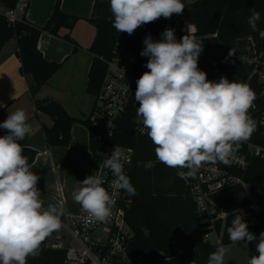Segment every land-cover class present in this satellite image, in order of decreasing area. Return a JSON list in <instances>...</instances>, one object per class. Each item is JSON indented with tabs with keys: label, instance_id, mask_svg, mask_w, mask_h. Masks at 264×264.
I'll use <instances>...</instances> for the list:
<instances>
[{
	"label": "clouds",
	"instance_id": "clouds-1",
	"mask_svg": "<svg viewBox=\"0 0 264 264\" xmlns=\"http://www.w3.org/2000/svg\"><path fill=\"white\" fill-rule=\"evenodd\" d=\"M109 7L113 27L129 35L144 24L182 15L185 10L182 0H109ZM250 12L249 27L264 39V30L257 26L261 13L255 8ZM160 35L159 41L147 35L140 52L148 58L144 66L149 71L136 81L135 123L140 125L139 132L147 134L156 146L160 162L181 169L177 172L181 179L195 176L203 164L229 165L257 126L249 114L255 93L248 85L226 77L209 81L207 73L198 68L203 43L195 37L184 35L178 41L172 28H165ZM233 54L229 52V56ZM0 128L7 130L0 136V264H27L29 257H39L45 239L61 229L63 208L44 207L37 188L40 177L23 155L21 141L32 131L25 110L9 114ZM126 163L128 156L115 146L99 165L113 177L112 194L103 187L105 179L100 174L87 176L73 192L74 201L96 221L104 222L111 216L116 191L136 195L124 171ZM153 166L152 162L144 164L146 169ZM243 215L239 211L227 227L228 239L245 246L255 241L257 255L247 264H264V231L259 237L250 232ZM228 252L227 246L218 245L207 264H225Z\"/></svg>",
	"mask_w": 264,
	"mask_h": 264
},
{
	"label": "trees",
	"instance_id": "trees-1",
	"mask_svg": "<svg viewBox=\"0 0 264 264\" xmlns=\"http://www.w3.org/2000/svg\"><path fill=\"white\" fill-rule=\"evenodd\" d=\"M7 7H14L17 0H0ZM61 0H56L53 10L42 27L32 26L23 17L14 23L0 14V48L10 39L17 42L16 55L20 60V73L25 77L29 92L34 99L37 114L42 111L53 119L51 127L42 126L48 147H56V155L68 145L70 128L74 122L81 121L89 131L90 149L96 153V148L103 142L99 129L92 126L88 119L78 120L70 116L61 104L52 99H36L38 89L46 84L58 70L60 63L46 60L37 47L42 30L56 32L60 27L71 29L77 17L64 13L60 9ZM182 15L173 14L170 19H182L195 26L194 36L203 43V51L199 56L200 70L207 77L217 82L221 77L229 81L244 82L252 72L253 65L238 60L248 38L256 43L258 50H264V39L258 32L252 31L248 25L250 9L255 8L261 13L258 29L264 30V0H195L184 3ZM95 28V36L89 47L94 54L91 62L86 90L95 95L101 85L106 69L102 60L112 54L113 46L118 38L124 45L137 55L136 75L138 78L149 71L144 65L147 57L140 55L144 48V38L151 34L156 41L162 39L161 33L166 28V18L144 24L138 27L132 35L119 33L112 25V13L109 0H95L92 15L87 18ZM216 32V36H211ZM234 54L229 56V52ZM249 88L255 93L256 128L250 136L251 142L264 145L261 137L259 119L264 109V99L260 96V85L257 75L249 78ZM138 106L130 105L118 121L115 135L109 140L120 145L134 148L132 165L126 174L130 177L136 189V195L131 205L126 209V221L134 233L132 248L136 253L151 256L148 264H207L208 256L218 245L203 241L198 226V216L195 204L191 199L184 180L177 175V168H171L160 162L155 155V145L148 136H136L133 126ZM247 152V145L242 143L239 150ZM23 155L31 163L35 151L23 148ZM248 155V154H247ZM57 157V156H56ZM152 162V168L146 169L144 164ZM231 171L247 183L252 197H264V159L249 156L245 169L232 168ZM219 201L227 213L222 225V240L220 244H232L228 239L227 227L233 218L242 210L243 218L250 232L257 237L264 231V210L254 214L250 208L251 199L246 195L241 185H234L220 190L212 195ZM222 221L216 226L221 228ZM175 240V244L172 241ZM256 242L248 245L249 259L257 255ZM65 252L52 249L41 244L39 257L27 259V264H63Z\"/></svg>",
	"mask_w": 264,
	"mask_h": 264
},
{
	"label": "built area",
	"instance_id": "built-area-1",
	"mask_svg": "<svg viewBox=\"0 0 264 264\" xmlns=\"http://www.w3.org/2000/svg\"><path fill=\"white\" fill-rule=\"evenodd\" d=\"M194 1L182 0L183 3ZM27 6V0H18L14 7H7L0 1V14L4 15L10 23H14L24 17ZM166 28L175 30L178 41L184 35L195 37V26L186 20L166 19ZM216 34L214 32L211 36H216ZM102 60L106 64V69L101 85L94 95L93 107L87 119L92 126L99 129V136L103 143L96 148V153L92 152L86 177L92 174L102 175L105 179L103 187L112 194L113 177L106 169H100L99 165L111 154L115 146H119L129 158V163H126L124 167L125 174L132 165L134 148L109 142V140L115 135L118 121L127 108L130 105L138 106L134 97L138 80L135 70L137 55L124 45L122 38H118L111 56ZM238 60L253 65L249 77L241 83L249 86V78L252 74H256L260 85V96L264 99V50H258L252 38H248ZM207 79L217 82L211 77ZM255 110L256 103L253 101L249 114L257 121ZM259 125L261 126V137L264 138V109L260 114ZM139 127L140 125L134 123V134L147 136L139 132ZM242 143L247 145L249 156L264 159V145L253 143L250 138ZM247 154L237 151L231 157L229 165L203 164L196 171L195 176L184 179L189 195L195 204L199 230L205 242L220 245L222 225L227 215L220 202L212 198L214 193L239 184L251 199L252 212L256 214L264 210V205H262L264 198L252 197L247 183L241 176L231 171L232 168L242 170L246 168ZM114 199L116 203L112 207L111 216L104 222L91 218L79 204L75 212L63 213L61 229L54 231L45 239V246L63 250L65 252L63 264H148L151 262L153 259L151 256L136 253L132 248L134 233L126 221V209L131 205L132 199L123 190L116 191ZM218 220L222 221L220 229L216 226ZM172 244H175V240Z\"/></svg>",
	"mask_w": 264,
	"mask_h": 264
},
{
	"label": "crops",
	"instance_id": "crops-1",
	"mask_svg": "<svg viewBox=\"0 0 264 264\" xmlns=\"http://www.w3.org/2000/svg\"><path fill=\"white\" fill-rule=\"evenodd\" d=\"M55 1L27 0L25 20L32 26H44ZM94 2L95 0H61L60 9L77 17L76 21L71 29L60 27L56 32L42 30L37 43L43 57L60 63V67L38 89L35 98H48L58 102L70 116L78 120L88 118L94 102V95L86 90L88 71L94 58L89 47L96 32L95 26L87 18L92 15ZM16 50L17 42L14 38L0 48V122L17 109L25 110L32 131L21 143L23 148L35 151L34 159L29 164L40 177L37 188L41 192L44 207L51 204L62 207L63 213L75 212L78 203L73 199V192L86 177L92 156L88 128L81 121L74 122L70 128V141L58 155L56 147L47 146L42 126L51 127L53 119L42 111L35 114L34 99L25 77L20 73V60ZM6 133L7 130L0 128V136ZM178 171L181 169H177ZM185 186L187 187L186 183ZM225 246L229 248L228 255L234 262H239L245 256L247 264L249 257L247 256V260L245 253L248 254V245L240 242Z\"/></svg>",
	"mask_w": 264,
	"mask_h": 264
},
{
	"label": "rangeland",
	"instance_id": "rangeland-1",
	"mask_svg": "<svg viewBox=\"0 0 264 264\" xmlns=\"http://www.w3.org/2000/svg\"><path fill=\"white\" fill-rule=\"evenodd\" d=\"M200 66H201V62H200L199 57H198V68H199ZM261 198H264V197H260V198H258V199H261ZM262 205H264V204H262ZM246 252H247V249H246ZM245 255H246V259L248 260V258H247L248 254L245 253ZM225 263H226V264H246L245 256H243V258L240 259L239 262H237V261L234 262V260H233V259L227 254L226 257H225Z\"/></svg>",
	"mask_w": 264,
	"mask_h": 264
}]
</instances>
